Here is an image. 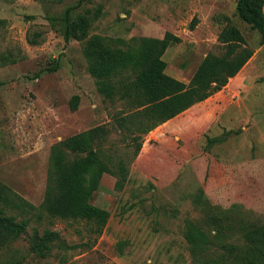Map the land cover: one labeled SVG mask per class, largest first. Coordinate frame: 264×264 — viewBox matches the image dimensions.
I'll list each match as a JSON object with an SVG mask.
<instances>
[{
    "label": "rangeland",
    "instance_id": "rangeland-1",
    "mask_svg": "<svg viewBox=\"0 0 264 264\" xmlns=\"http://www.w3.org/2000/svg\"><path fill=\"white\" fill-rule=\"evenodd\" d=\"M80 1L0 0V180L39 207L52 146L99 126L108 131L103 160L123 162L128 179L118 188L105 174L93 196L110 213L101 234L85 221L44 219L32 226L58 232L65 244L41 258L25 236L0 253V264H233L220 257L217 238L241 247L242 221L264 224L261 35L237 15L238 0H84L76 14L100 8L90 35L113 47L181 38L163 59L167 74L186 84L207 55L225 53L219 36L228 26L254 52L220 92L136 141L116 123L131 106L98 92L84 43H66L63 25L51 21ZM197 225L209 235L206 251L190 236Z\"/></svg>",
    "mask_w": 264,
    "mask_h": 264
},
{
    "label": "trees",
    "instance_id": "trees-1",
    "mask_svg": "<svg viewBox=\"0 0 264 264\" xmlns=\"http://www.w3.org/2000/svg\"><path fill=\"white\" fill-rule=\"evenodd\" d=\"M83 2L68 7L51 21L63 25L66 43L73 40L84 43V55L97 80L98 92L108 100L118 99L131 106L132 112L120 115L116 123L136 141L220 92L254 54L247 47L243 33L228 26L219 36L225 53L207 55L186 84L167 74L163 59L171 46L181 43V38L166 33L162 39L135 40L136 44L127 49L113 47L106 38L90 35L101 9L76 14ZM236 13L252 31L261 35V45H264V0H238ZM196 22L193 21L192 29ZM4 25L0 20V29ZM79 102L80 96H74L70 103L72 111L78 110ZM107 134L105 127L99 126L52 146L45 195L39 207L0 180V253L25 236L30 253L41 258L48 257L56 245L65 244L58 232L48 228L40 232L32 226L44 219L85 221L95 227V232H103L110 213L93 205V196L105 174L118 178V188H123L129 174L123 162L111 167L103 160L101 148ZM140 150L141 144L135 155ZM242 222V246L217 238L225 251L220 257L223 260L224 256L225 261L230 258L233 264H264V224ZM190 236L199 252L207 250L209 235L199 225L193 226Z\"/></svg>",
    "mask_w": 264,
    "mask_h": 264
},
{
    "label": "crops",
    "instance_id": "crops-1",
    "mask_svg": "<svg viewBox=\"0 0 264 264\" xmlns=\"http://www.w3.org/2000/svg\"><path fill=\"white\" fill-rule=\"evenodd\" d=\"M232 80V79H231Z\"/></svg>",
    "mask_w": 264,
    "mask_h": 264
}]
</instances>
